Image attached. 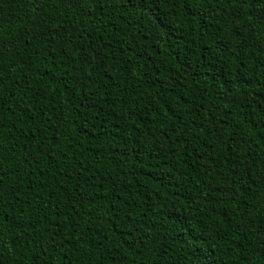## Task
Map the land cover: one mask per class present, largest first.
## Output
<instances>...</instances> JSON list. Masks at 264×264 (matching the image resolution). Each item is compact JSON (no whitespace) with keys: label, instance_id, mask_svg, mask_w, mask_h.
Listing matches in <instances>:
<instances>
[{"label":"trees","instance_id":"obj_1","mask_svg":"<svg viewBox=\"0 0 264 264\" xmlns=\"http://www.w3.org/2000/svg\"><path fill=\"white\" fill-rule=\"evenodd\" d=\"M0 264H264V0H0Z\"/></svg>","mask_w":264,"mask_h":264},{"label":"snow or ice","instance_id":"obj_2","mask_svg":"<svg viewBox=\"0 0 264 264\" xmlns=\"http://www.w3.org/2000/svg\"><path fill=\"white\" fill-rule=\"evenodd\" d=\"M186 2H187V0H186Z\"/></svg>","mask_w":264,"mask_h":264}]
</instances>
